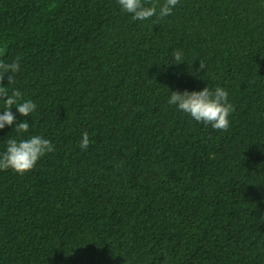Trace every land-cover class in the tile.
I'll list each match as a JSON object with an SVG mask.
<instances>
[{
    "label": "trees",
    "instance_id": "1",
    "mask_svg": "<svg viewBox=\"0 0 264 264\" xmlns=\"http://www.w3.org/2000/svg\"><path fill=\"white\" fill-rule=\"evenodd\" d=\"M18 56L3 84L37 108L11 109L29 131L0 129V153L55 150L0 170V264H264V0H179L158 23L118 0H0V60ZM207 86L229 93L227 131L168 103Z\"/></svg>",
    "mask_w": 264,
    "mask_h": 264
},
{
    "label": "clouds",
    "instance_id": "2",
    "mask_svg": "<svg viewBox=\"0 0 264 264\" xmlns=\"http://www.w3.org/2000/svg\"><path fill=\"white\" fill-rule=\"evenodd\" d=\"M118 3L123 11L131 14L133 20L143 21L155 16L158 23L173 12L179 0H164L162 4L159 0H118ZM173 56L177 64L184 62L179 50L174 51ZM20 60L19 56L10 63L0 60V102L5 105L3 114H0V129L15 123L14 131L18 134L29 131V122L25 119L16 123V116L11 109L15 106L21 115L28 117L37 108L32 100H24L23 94L18 89H13L9 94L8 87L3 84L6 75L8 85L14 83L15 75L21 70ZM204 67V64L200 63L198 71L203 70ZM168 103L177 106L178 110L189 114L197 122L224 131L228 130L229 117L234 111L228 91L220 86L214 89H209L207 86L199 91H172ZM89 144V133L85 131L82 133L80 147L86 150ZM54 150L55 145L41 135H32L21 140L8 139L6 151L0 153V170L11 169L23 175L32 171L43 156Z\"/></svg>",
    "mask_w": 264,
    "mask_h": 264
}]
</instances>
